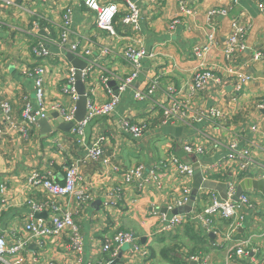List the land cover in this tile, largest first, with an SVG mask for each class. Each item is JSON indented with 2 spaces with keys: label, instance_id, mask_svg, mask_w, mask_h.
<instances>
[{
  "label": "crops",
  "instance_id": "obj_1",
  "mask_svg": "<svg viewBox=\"0 0 264 264\" xmlns=\"http://www.w3.org/2000/svg\"><path fill=\"white\" fill-rule=\"evenodd\" d=\"M105 1L117 4L115 36L96 27L95 15L85 8L84 0H0V102L9 103L14 120H19L24 101L38 111L33 78L28 75L38 65L45 71L43 102L48 108L46 118L38 119L27 139L9 131L0 140V185L4 186L0 191V237L7 245L15 238L25 243L19 256L7 260H21L22 264H111L121 255L116 264H264V196L253 189L243 192L253 206L240 210L243 220L235 232H231L229 220L218 216L213 217V227L207 231L191 217L210 204L212 193H219L200 189L192 212L185 213L187 218L181 224L171 226L182 190L187 186L191 194L194 176L188 179L178 175L168 162L174 155L186 164H196L204 180L231 183L235 192L247 179L264 178V110L258 108L264 100V60L252 59L254 51H264V14L251 0H184L182 8L177 0H128L140 10L135 30L122 25L126 0ZM211 9H227L228 13L208 20ZM66 10L70 11L68 44L60 48ZM174 20L177 24L170 30ZM233 21L251 29L243 42L245 50L227 61L222 49ZM210 36L214 46L203 61L204 67L223 80L221 85L208 82L194 90L200 61L193 49L208 44ZM39 43L49 52L42 60L33 52ZM70 45H76V51L71 52ZM130 45L145 47L151 56L144 59L142 70L117 106L107 115L90 120L80 139L71 130H57L56 118L61 117L50 109L52 103L67 112L77 106L63 93L72 68L67 54L91 66L85 78L77 81V90H85L86 112L87 102H107L116 93L119 80L131 75L123 57ZM232 66L253 77L239 92L233 77L226 75ZM153 77L158 78L153 94L137 100L134 92L146 90ZM172 102L179 103L189 116L188 126L163 123L162 107ZM212 109L225 118L209 117ZM142 124L146 129L139 136L126 126ZM96 140L113 166L124 170L141 166L142 176L123 183L120 175L101 161L88 159L87 149ZM185 144L196 145L201 152L187 154ZM231 144L249 150L247 169L240 170L235 162L227 161ZM162 163L168 164L165 170ZM73 164L80 175L79 188L89 196L83 202L50 197L25 181L30 173L37 172L49 174L62 185L63 168ZM156 168L164 170L159 180L152 178ZM38 213L40 219L35 218ZM64 213L71 215L82 238L79 253L69 249L68 232L37 238L25 231L31 221L50 224L53 217ZM120 231L133 233L137 247H123L116 257L103 252V244ZM246 240L248 255L229 259Z\"/></svg>",
  "mask_w": 264,
  "mask_h": 264
},
{
  "label": "built area",
  "instance_id": "obj_2",
  "mask_svg": "<svg viewBox=\"0 0 264 264\" xmlns=\"http://www.w3.org/2000/svg\"><path fill=\"white\" fill-rule=\"evenodd\" d=\"M154 2L161 0H152ZM257 3L258 10L261 14H264V0H251ZM179 6L182 8L184 0H177ZM84 6L90 12L95 15L96 27L100 31H104L111 36H115L116 32L113 27L114 19L117 14V4L116 2H109L105 0H84ZM127 13L122 19V25L125 27H131L135 30L138 29V24L140 20V10L135 3L126 0ZM63 16V31L60 34L59 47H66L67 41V27L70 24V11L66 10ZM228 13L227 9H211L207 13V19L211 20L216 17L226 16ZM177 24L174 20L169 29L173 30ZM251 27L248 24H243L241 22L233 21L231 23V34L222 49V54L225 60L230 61L232 56L237 52H242L245 50L243 44L247 34L249 33ZM214 42L212 41V36L209 37V42L206 45L195 47L193 49L195 57L200 61L199 69H197L192 89L199 90L202 89L208 82H213L216 85H221L222 78L214 75L210 70L204 67V59L211 51ZM71 52L76 51V45L68 46ZM34 55L39 59L47 58L49 55L48 50L43 44L39 43L37 47L33 49ZM151 55L141 45H130L126 47L123 52V57L132 69L130 76L120 79L116 88V93L111 95V98L102 104H95L92 102H87V109L84 118L81 121L75 122L74 110L66 111L58 103H52L50 109L57 112L64 123L75 122L72 126L71 133L80 139L83 136V129L86 124L94 119L95 117H102L110 113L115 106L119 103L120 96L125 93L131 86L134 79L137 77L139 72L142 70L144 59L149 58ZM253 60H264V51H254L252 54ZM91 70V66L81 71V78L85 76ZM44 69L42 66H35L28 75L33 78L34 82V98L39 106L38 111H34L29 102L24 101L23 110L21 112L19 120H14L11 114V107L9 103L3 101L0 102V113H1V126H0V140L9 131L16 132L21 138L27 139L28 133L31 127L35 125L39 120L46 118V113L48 108L43 102V87H42V76L44 74ZM75 69L70 68L68 70L66 82L63 88V93L68 95L74 102H77L79 96L75 89ZM226 75L233 77L235 84V91L239 92L242 86L252 80V76L243 73L237 67H228L226 69ZM158 84V78L153 77L148 85L147 89L144 91H135L134 97L137 100H143L149 98ZM258 108L264 110V100L258 105ZM163 123L165 124H175L188 126L189 116L186 115L181 105L177 102H172L167 108L162 107ZM209 117L223 120L224 115L216 109H212L208 112ZM131 133L135 136H139L146 129L145 125H126ZM255 128H253L254 130ZM196 145L185 144L183 150L187 154L193 152H201L200 148H195ZM87 158L92 161H101L105 167H108L114 173H118L123 183H131L135 179L142 176L143 168L141 166L133 167L129 169H119L110 163L109 158L104 157L102 150L100 148V140H96L87 149ZM227 161L235 162L240 170H245L248 168L251 160L249 156L248 149H237L235 144H231L229 147V153L226 157ZM170 165L175 166L178 175L191 179L194 176L193 166L184 163L179 158L172 155L169 158ZM168 164L162 163V168H165ZM64 170V183L58 184L52 179L49 174H40L37 172L30 173L25 181L32 188L41 189L45 194L50 197H72L77 202H83L89 198L88 194L79 188L80 175L77 169V165H69L63 168ZM156 168L152 171V178L159 180L161 177V172L164 171ZM4 189L3 185H0V191ZM235 195V186L231 183L227 185L226 200H222L217 194L212 193L210 204L203 208L200 212L194 214L191 219L192 221H198L207 230L210 231L213 227V217H220L224 220H229L231 222V232H235L237 228L241 227L242 217L239 212L244 207H252L250 199L246 194L242 193L238 198L237 202H234L232 198ZM190 199V188L184 187L180 196V199L176 207H183L187 204ZM35 209L41 210L40 206H34ZM186 214L174 216L171 221V226H177L182 223L187 217ZM25 231L37 238H50L57 237L63 232H68L70 234L68 247L74 253H79L82 248V238L79 235L78 229L75 227L73 219L69 213H64L61 216H55L51 219L50 224H46L41 220L36 222H29L25 225ZM15 242L11 245H7L2 237H0V263L2 264H22L21 260L11 261L8 258L17 257L21 254L25 247V243L20 238H15ZM137 238L131 232L120 231L111 236L108 241H106L102 246L103 252H110L113 257H116L120 252L121 248L125 245H133L137 247ZM249 246V241L240 242L234 254H229L228 258L231 259L233 255L239 257H245L248 255L246 248ZM137 249V248H135ZM191 260L197 262V257H192ZM203 262V261H202ZM203 264H205L203 262Z\"/></svg>",
  "mask_w": 264,
  "mask_h": 264
},
{
  "label": "water",
  "instance_id": "obj_3",
  "mask_svg": "<svg viewBox=\"0 0 264 264\" xmlns=\"http://www.w3.org/2000/svg\"><path fill=\"white\" fill-rule=\"evenodd\" d=\"M66 57H67V60L72 65V68L75 69V71H76V73H75V89H76V92H77L79 98L76 102L77 106H76V109L74 112V117H75V122H78L84 118L85 113H86L85 112L86 96H85V90L83 89V87H80V89L77 90V83H78L77 81L81 78V71L86 69L88 67V65L85 62L74 58L70 54H67ZM56 119H58L57 121L59 123L58 124L59 127L57 128V130H60L63 132L70 131V129L72 128V126L75 123V122L64 123L62 121V119L59 117H57ZM188 164H191V163H188ZM193 169H194V183H193V187L191 190L190 199L186 205H184L183 207H178L177 209H175V211H174L175 215H182L185 213H191L192 212L194 202L196 200V197H197L200 189L215 190L219 193V197L222 200H226L227 185L220 184V183L216 184L214 182L204 180L202 177V174L199 170V166L196 164H193ZM251 189L258 191L259 193H261L264 196V178L259 179V180L247 179V180L243 181L242 183H240L236 189L235 195L232 198V200L234 202H237L238 198L240 197V195L244 191L251 190ZM40 217H41L40 213L35 215L36 219H40ZM125 247H129V245H125L124 248ZM120 256L121 255H118L117 259L111 264H116L119 261Z\"/></svg>",
  "mask_w": 264,
  "mask_h": 264
}]
</instances>
